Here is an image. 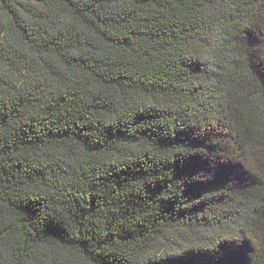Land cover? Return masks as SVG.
Returning <instances> with one entry per match:
<instances>
[{
  "label": "trees",
  "instance_id": "1",
  "mask_svg": "<svg viewBox=\"0 0 264 264\" xmlns=\"http://www.w3.org/2000/svg\"><path fill=\"white\" fill-rule=\"evenodd\" d=\"M0 264H264V0H0Z\"/></svg>",
  "mask_w": 264,
  "mask_h": 264
}]
</instances>
